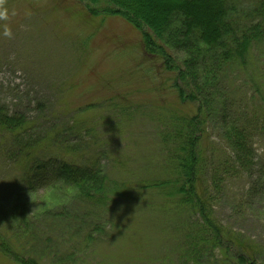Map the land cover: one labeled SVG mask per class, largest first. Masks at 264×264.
I'll return each mask as SVG.
<instances>
[{
  "label": "trees",
  "instance_id": "trees-1",
  "mask_svg": "<svg viewBox=\"0 0 264 264\" xmlns=\"http://www.w3.org/2000/svg\"><path fill=\"white\" fill-rule=\"evenodd\" d=\"M80 1L93 15H120L133 24L142 33L145 51L161 58L166 70L175 74L172 82L179 104L173 106H178L168 114L158 107L151 119L168 157L164 154L161 169L156 166L161 173L156 178L134 179L132 173L133 182L120 185L101 164V156L105 157L101 152L98 159L85 158L84 163L37 154L45 149L38 139L57 137L38 120L30 121L29 116L0 105V153L10 163L24 162L21 185L26 186L15 204L6 200L16 194L13 188L0 200L4 228L0 256L14 264H103L107 254L97 248L128 234V239L147 240L142 242L145 253L137 256V249L126 245L132 261L122 258L120 264H176L178 259L183 264H202L203 257L210 260L216 253L212 264H264V245L243 244L244 236L222 225L215 214L233 173L257 168L247 194H264V155L255 147L256 139L264 135V70L259 69L264 66V3L245 9L236 0ZM257 51L263 53L262 59L254 64ZM242 74L248 77L241 79ZM103 124L91 136L108 138L104 128L99 132ZM72 134L80 133L72 126L64 129L63 142L74 156L76 148L69 145ZM70 178L72 184L81 185L82 194L63 209H38L23 199L28 191L47 189L57 180L68 183ZM50 180L54 183L48 184ZM144 190L153 195L149 204ZM129 205L139 212H157L153 216L163 220L168 211L175 214L163 227L148 229L151 234L137 225L141 221L132 216L134 212L122 216V211L131 212ZM43 218L57 227L44 225ZM70 232L78 237L70 236L74 246L66 249L63 238ZM149 238L157 250L148 247ZM231 246L240 249L237 258Z\"/></svg>",
  "mask_w": 264,
  "mask_h": 264
},
{
  "label": "rangeland",
  "instance_id": "rangeland-1",
  "mask_svg": "<svg viewBox=\"0 0 264 264\" xmlns=\"http://www.w3.org/2000/svg\"><path fill=\"white\" fill-rule=\"evenodd\" d=\"M236 1L245 9L264 3V0ZM4 3L15 16L11 21L12 37L0 36V105L29 116L30 121L38 120L36 123L45 125L57 137L38 139L45 149H39L37 154H53L71 159V162L84 163L85 158L89 161L98 159L101 152L105 155L101 156V164L109 171L111 180L120 181H117L120 185L133 182L132 173L134 179L161 175L156 170L165 165L163 157L168 154L162 150L159 132L151 119H155L158 107L168 114L170 109L178 106L173 105L179 104V99L172 82L175 74L166 70L161 58L152 57L145 51L142 33L120 15L91 14L80 0H4ZM263 53L257 51L252 60L254 64L262 59ZM259 69L264 70V66ZM246 76L242 74L241 79ZM178 84L181 85V81ZM186 96L185 99H189ZM125 107L129 108L128 116V112L114 111ZM103 120L107 122H100ZM100 123L103 127L99 132L104 128L108 138L101 134L97 137L95 133L91 136ZM69 126L80 133L79 136L69 135L70 147L76 148L74 156L63 142L64 129ZM212 135L216 137L217 132ZM104 142L108 144L101 146ZM255 144L257 153L264 155V135L256 139ZM23 169V161L10 163L0 153V200L7 197L12 188L17 192L6 199L9 204H15L18 196L23 194L20 193L26 187L21 185ZM151 172L156 174L148 176ZM256 172L257 168H252L233 173L227 195L223 199L220 196L215 207L222 225L244 236L242 243L245 245L249 242L264 245V194H247L251 183L255 182ZM200 176L195 180L198 181ZM205 178L209 181L206 174ZM71 179L68 183L50 180L48 184H54L47 189L28 191L23 199L38 209L62 208L82 194L81 185L72 184ZM146 191L142 195L147 202L153 195H147ZM77 202L70 203L71 208L74 209ZM129 209L131 212L122 211V216L126 218L134 212L132 216L141 221L137 225L151 234L175 214L168 211L163 220L155 218L153 214H159L149 209L139 212L141 210L130 205ZM42 220L50 228L57 227L48 218ZM0 230L4 231V228L0 227ZM143 233L145 231L140 234ZM70 236L77 239L78 234L70 232L63 238L67 241L66 249L74 246ZM129 238L127 234L123 239H110L97 246L96 251L100 252L102 248L107 254L103 264H120L122 258L129 257L132 261L126 245L135 247L137 256L145 253L143 247L146 244L142 242L147 240ZM149 241L148 247L157 250L155 243ZM231 250L237 258L240 249L231 246ZM216 252L214 249L213 253ZM215 256L210 260L203 257L202 264H212ZM92 257L97 259L95 255ZM0 264L14 263L0 256ZM176 264L183 263L178 259Z\"/></svg>",
  "mask_w": 264,
  "mask_h": 264
},
{
  "label": "clouds",
  "instance_id": "clouds-1",
  "mask_svg": "<svg viewBox=\"0 0 264 264\" xmlns=\"http://www.w3.org/2000/svg\"><path fill=\"white\" fill-rule=\"evenodd\" d=\"M15 16V12H10L5 6L4 0H0V36L11 38V21L12 17Z\"/></svg>",
  "mask_w": 264,
  "mask_h": 264
}]
</instances>
